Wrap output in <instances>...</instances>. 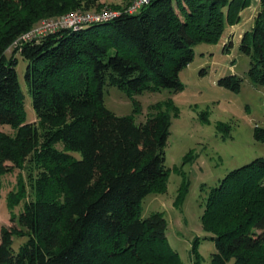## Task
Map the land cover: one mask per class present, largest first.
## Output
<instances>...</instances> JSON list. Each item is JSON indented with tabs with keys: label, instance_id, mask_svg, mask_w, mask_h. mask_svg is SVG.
Here are the masks:
<instances>
[{
	"label": "trees",
	"instance_id": "1",
	"mask_svg": "<svg viewBox=\"0 0 264 264\" xmlns=\"http://www.w3.org/2000/svg\"><path fill=\"white\" fill-rule=\"evenodd\" d=\"M258 2L239 48L250 56V79L264 85V0ZM98 3L0 0V126L12 130H0V177L27 163L34 193L27 199L20 180L7 194L8 208H21L0 227V264H184L167 239L163 214L141 216L143 198L167 189L172 101L165 109L151 104L137 123L106 107L103 87L129 95L181 90L178 73L192 60V45L218 43L250 0H149L137 12L58 28L17 46L35 112L28 121L17 57L7 49L42 19ZM217 83L237 91L240 78ZM254 136L264 141V129L255 128ZM185 190L182 181L176 199ZM200 220L216 248L211 264H264V157L219 179ZM199 243L196 236L193 264H201Z\"/></svg>",
	"mask_w": 264,
	"mask_h": 264
},
{
	"label": "rangeland",
	"instance_id": "2",
	"mask_svg": "<svg viewBox=\"0 0 264 264\" xmlns=\"http://www.w3.org/2000/svg\"><path fill=\"white\" fill-rule=\"evenodd\" d=\"M98 2V6L93 8L76 10L88 13L116 11L122 9L118 5H122L124 0ZM257 7L258 0H250V4L240 12L242 20L238 26L249 14L242 23L243 29L248 28ZM230 27L225 28L218 43L192 45V60L178 73L181 90L162 88L129 95L116 86L103 87L106 107L117 115L132 114L137 123L146 119L151 104L162 102L165 109V102L172 101L168 108L170 134L165 146V164L170 168L167 189L162 193L151 192L143 198L141 216L146 217L152 212L163 214L167 222V239L184 264H193L191 245L196 236L200 238L201 264H211V254L216 251L214 242L206 238L208 233L202 229L200 220L209 190L228 171L256 157H264V141L254 136L255 128L264 129V85L250 79L251 59L240 50L241 35L237 31L230 38L232 43L223 48L229 39ZM15 50L16 45L12 44L6 55L15 54L17 57L16 72L25 94L26 119L31 121L35 119V112L24 81L27 62L18 52L14 53ZM231 74L240 78L237 91L217 83L219 78ZM0 130L12 132L8 126H0ZM73 154L80 157L77 152ZM28 171L25 163L24 168L14 169L0 177V227L11 225L10 217H16L20 211V204L11 210L7 206V194L16 192L18 181L20 185L23 180L27 199L34 197L30 186L33 175ZM182 181L186 190L181 200V196L177 199L176 196Z\"/></svg>",
	"mask_w": 264,
	"mask_h": 264
},
{
	"label": "built area",
	"instance_id": "3",
	"mask_svg": "<svg viewBox=\"0 0 264 264\" xmlns=\"http://www.w3.org/2000/svg\"><path fill=\"white\" fill-rule=\"evenodd\" d=\"M149 0H131L127 6L120 10H102L98 12H80L77 10L70 11L58 17L44 18L31 29L19 35L13 45L16 47L25 43L40 39L42 36L57 30L58 28L74 27L78 28L84 23L91 21H101L111 19L121 12L134 13L142 6L147 4Z\"/></svg>",
	"mask_w": 264,
	"mask_h": 264
},
{
	"label": "crops",
	"instance_id": "4",
	"mask_svg": "<svg viewBox=\"0 0 264 264\" xmlns=\"http://www.w3.org/2000/svg\"><path fill=\"white\" fill-rule=\"evenodd\" d=\"M258 8L259 7H257V10H258ZM257 10H255L256 12H257ZM256 12L254 13V15L256 14ZM246 15V14H245ZM254 15H253V18H254ZM242 16V15H241ZM244 17V16H243ZM248 17H249V14L248 15H246L245 16V18H244V20H243V22L245 21V20H247L248 19ZM242 18V17H241ZM253 18H252V21H253ZM242 20V19H241ZM242 22V23H243ZM241 23V25H239L238 26V24H240V23H237V24H234V25H232L231 27H230V31H229V34H231V36H234V34L236 33V31H237V34L240 36L241 35V33L243 32V28H244V25Z\"/></svg>",
	"mask_w": 264,
	"mask_h": 264
}]
</instances>
